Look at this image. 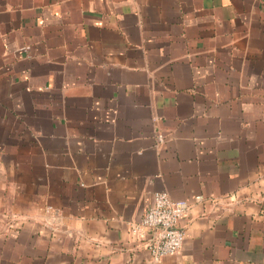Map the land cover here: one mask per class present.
Masks as SVG:
<instances>
[{
  "label": "crops",
  "instance_id": "crops-1",
  "mask_svg": "<svg viewBox=\"0 0 264 264\" xmlns=\"http://www.w3.org/2000/svg\"><path fill=\"white\" fill-rule=\"evenodd\" d=\"M0 264H264V0H0Z\"/></svg>",
  "mask_w": 264,
  "mask_h": 264
},
{
  "label": "built area",
  "instance_id": "built-area-1",
  "mask_svg": "<svg viewBox=\"0 0 264 264\" xmlns=\"http://www.w3.org/2000/svg\"><path fill=\"white\" fill-rule=\"evenodd\" d=\"M189 205L186 199L174 200L165 191L157 192L141 218L130 225L134 235L147 240L153 260L158 261L182 249L186 232L179 221L187 213Z\"/></svg>",
  "mask_w": 264,
  "mask_h": 264
}]
</instances>
